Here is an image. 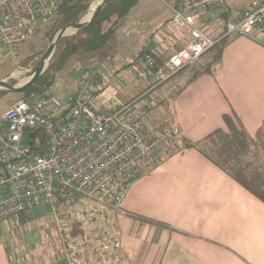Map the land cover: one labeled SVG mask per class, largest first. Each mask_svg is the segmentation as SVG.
I'll return each mask as SVG.
<instances>
[{
  "label": "built area",
  "instance_id": "1",
  "mask_svg": "<svg viewBox=\"0 0 264 264\" xmlns=\"http://www.w3.org/2000/svg\"><path fill=\"white\" fill-rule=\"evenodd\" d=\"M63 1L0 0V58L29 42ZM173 1L170 27L186 32L188 41L160 66L147 52L126 68L151 87L200 63L228 36L264 33V0H252L226 21L227 0ZM98 97L100 107L94 104ZM118 98L119 89L104 83L99 69L88 68L76 92L30 94L0 114V223L48 207L68 264H121L112 216L124 212L133 183L167 158L181 135L177 126L146 129L137 101Z\"/></svg>",
  "mask_w": 264,
  "mask_h": 264
},
{
  "label": "crops",
  "instance_id": "2",
  "mask_svg": "<svg viewBox=\"0 0 264 264\" xmlns=\"http://www.w3.org/2000/svg\"><path fill=\"white\" fill-rule=\"evenodd\" d=\"M164 2L167 12L157 24L154 10L140 15L139 0L110 36V52L107 43L83 54V61L94 66L109 61L107 55L116 58L115 54L122 61L129 53L132 58L126 68L139 55L151 52L164 62L188 41L186 32L170 27L174 1ZM252 35L236 37L222 52L217 74L203 75L181 94L175 95L187 74L152 87L161 90L157 107L170 103V117L164 119L167 108L164 116L158 112L161 129L177 126L181 136L200 142L217 129H227L223 118L227 114L238 118L250 135L257 134L264 125V33ZM212 59V54L206 55L201 62ZM88 68L96 67L79 64L76 71L80 76ZM78 88L79 80L71 92ZM118 101L125 103L120 97ZM94 104L100 107L101 98H95ZM145 108L151 111L149 104ZM145 199L150 200L148 208L143 207ZM123 209L111 219L122 243L121 264H264V203L196 149L170 154L142 174L129 189ZM7 221L0 223V264H13L5 241ZM51 264L68 263L61 254Z\"/></svg>",
  "mask_w": 264,
  "mask_h": 264
},
{
  "label": "rangeland",
  "instance_id": "3",
  "mask_svg": "<svg viewBox=\"0 0 264 264\" xmlns=\"http://www.w3.org/2000/svg\"><path fill=\"white\" fill-rule=\"evenodd\" d=\"M164 1L169 2L170 0H141V5L138 7L140 15H143V13L146 14L148 10H154L155 20L158 24L160 18L167 12V5ZM251 1L227 0L226 9H229L232 14H238ZM44 32V27L40 28L29 42L21 44L13 53L6 54L0 58V81H5L12 87L20 88L31 79V73L38 66L49 44L59 34V31H57L49 38ZM75 34V30L69 34L66 32L67 36H74ZM212 37L217 36L212 35ZM235 38L234 36L224 38L212 52L208 53V56L211 54L216 55L219 50L223 52ZM111 42L107 45L108 52L112 49ZM112 55L118 58L115 54ZM130 55L128 53V56L125 57L126 59L122 56V61L107 55L105 59L109 58V61L103 60L92 66L90 62L83 61L81 51H76L64 71L57 75L56 82L48 90V93L60 96L71 93V88H73L76 82L78 83V78L80 77L76 71L79 64L85 67H96L100 70L104 83L114 85L119 89L121 101H137L136 107L141 114L144 127L147 126V129L150 130H155L156 128L161 129L163 124L160 122L161 119L158 117V112L160 116H164L167 108L164 119L170 117V103L167 102L157 107L155 99L157 96H160L161 90L152 91L153 88L149 84L134 79L127 74V67L125 68V65L131 60L132 57ZM177 79H179V76L175 78V80ZM183 82L181 81L177 88ZM173 89L175 93L177 89ZM30 93L31 91L29 89L13 91L7 85L0 84V114L12 103L20 99H27ZM147 104L151 107V111H146L145 106ZM148 203L151 205L150 200L145 199L143 207L148 208ZM29 213L31 219L25 223L19 217V219L12 218L6 222L8 227L5 228V232L7 233L5 241L12 251L13 264H51V262L62 254L58 247V242L55 239L56 226L51 210L46 206H41L31 209Z\"/></svg>",
  "mask_w": 264,
  "mask_h": 264
},
{
  "label": "trees",
  "instance_id": "4",
  "mask_svg": "<svg viewBox=\"0 0 264 264\" xmlns=\"http://www.w3.org/2000/svg\"><path fill=\"white\" fill-rule=\"evenodd\" d=\"M93 1L64 0L57 8L55 17L49 23L40 25L36 33L44 27V34L51 38L61 28L80 22L87 15ZM138 2L139 0H108L92 27L78 32L74 36L61 38L47 69L28 88L31 91L30 94L48 92L55 84L57 75L64 71L76 51H81L82 54H91L105 47L110 36ZM228 12L222 14L221 19L223 21L232 17L230 10ZM212 56L211 62L207 64L200 62L187 67L171 79L174 80L178 76L187 74V79L184 85L177 90L176 96L203 75L215 76L217 74L222 59V51L219 50L216 55L212 54ZM156 62L159 66L163 63L157 59ZM164 84L158 85L157 88ZM223 118L227 127L226 130L217 129L200 142H192L180 135L174 142L170 143L171 154L184 149H196L264 203V125L255 136H252L235 116L226 114ZM19 218L24 223L31 219L27 213L21 214Z\"/></svg>",
  "mask_w": 264,
  "mask_h": 264
},
{
  "label": "water",
  "instance_id": "5",
  "mask_svg": "<svg viewBox=\"0 0 264 264\" xmlns=\"http://www.w3.org/2000/svg\"><path fill=\"white\" fill-rule=\"evenodd\" d=\"M108 0H102L101 3L98 5V7L96 8V10L94 11L93 13V16L91 18V21L89 22V24L87 25H84L82 20L78 23H72L68 26H65L63 28H61L59 30V34L56 36V38L49 44L48 48L46 49L42 59L40 60L38 66L35 68L34 72H33V75L31 77V79L26 83L24 84L23 86H21L20 88H16V87H12L10 84H8L7 82L5 81H0V84H5L7 85L8 87H10L11 90L13 91H22V90H25V89H28L30 86H32L35 81L44 73V71L47 69L48 67V64H49V61L51 60L52 56L54 55V52H55V48L57 46V43L58 41L63 38V37H66V32L68 30V28H73L76 33L78 32H81V31H84L90 27H92L103 6L105 5V3L107 2Z\"/></svg>",
  "mask_w": 264,
  "mask_h": 264
},
{
  "label": "bare ground",
  "instance_id": "6",
  "mask_svg": "<svg viewBox=\"0 0 264 264\" xmlns=\"http://www.w3.org/2000/svg\"><path fill=\"white\" fill-rule=\"evenodd\" d=\"M102 0H94L89 8V12L87 13V15L85 16V18L82 20L84 25L89 24V22L91 21V18L93 16L94 11L96 10V8L98 7V5L101 3ZM72 31H74L73 28H68L67 33H71Z\"/></svg>",
  "mask_w": 264,
  "mask_h": 264
}]
</instances>
